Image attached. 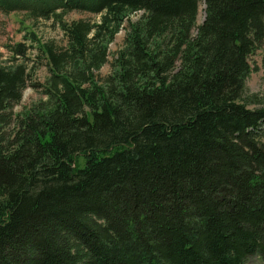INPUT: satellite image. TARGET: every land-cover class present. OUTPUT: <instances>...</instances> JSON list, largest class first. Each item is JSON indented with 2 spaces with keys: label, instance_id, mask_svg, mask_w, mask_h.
<instances>
[{
  "label": "trees",
  "instance_id": "16d2710c",
  "mask_svg": "<svg viewBox=\"0 0 264 264\" xmlns=\"http://www.w3.org/2000/svg\"><path fill=\"white\" fill-rule=\"evenodd\" d=\"M0 12L65 39L23 26L48 75L15 118L28 46L0 62V264L264 262V102L245 87L264 0H0Z\"/></svg>",
  "mask_w": 264,
  "mask_h": 264
},
{
  "label": "rangeland",
  "instance_id": "374dc122",
  "mask_svg": "<svg viewBox=\"0 0 264 264\" xmlns=\"http://www.w3.org/2000/svg\"><path fill=\"white\" fill-rule=\"evenodd\" d=\"M204 8V3L199 2L196 19L197 25H199L204 18ZM141 14L142 12L131 14L128 21L133 22L138 20ZM82 18L90 19L92 21L98 20V17L95 15L79 12H71L65 16V19L68 21ZM23 26L30 27L40 42L51 43L56 47H62L65 44V39L61 30L58 27L53 26L51 21L44 19L31 21L22 12H0V62L5 64L6 60L9 58V45L21 42L28 46L26 53V58L29 59L26 62L28 68V80L20 102L13 108L14 118L17 114L22 112L26 106H30L34 101L41 97V88L35 85H41L48 75L47 69L42 65V60L37 57L35 43L29 40L26 30L22 29ZM127 27L128 25L126 21L123 24V28L115 35L114 40L109 44L108 62L98 70V78H103L111 72L110 63L113 61L114 54L123 46ZM193 34H195V30L193 31ZM25 37L28 39H25ZM248 62L251 71L245 81L246 94H257V98L264 102V45L248 57ZM259 105L263 106V104H257L250 105V107ZM13 126L14 124L12 123L5 128L9 132L13 130ZM261 141L264 143V136L261 138ZM79 161L82 162L83 159H80ZM245 264H264V262L259 255L255 254L249 256L245 261Z\"/></svg>",
  "mask_w": 264,
  "mask_h": 264
}]
</instances>
